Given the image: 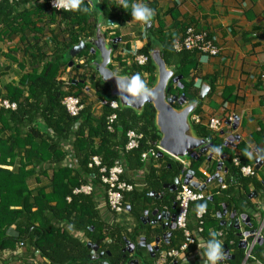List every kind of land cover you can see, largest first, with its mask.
I'll use <instances>...</instances> for the list:
<instances>
[{
    "label": "trees",
    "instance_id": "trees-1",
    "mask_svg": "<svg viewBox=\"0 0 264 264\" xmlns=\"http://www.w3.org/2000/svg\"><path fill=\"white\" fill-rule=\"evenodd\" d=\"M49 1L0 0V58L16 63L19 70L17 81H3L0 87V98L16 105L14 110L0 109V254L6 250L13 251L15 246L20 244L28 249L31 256L37 253L50 264H85L90 252L86 246L87 242L73 236L69 231L71 229L82 233L89 243L96 245L98 253H109V256H104L109 264H119L122 259L120 245L123 241L120 240L118 230H111L102 222L95 207L93 194L72 195L74 188L88 182L102 186L106 195V188L100 182L99 169L88 168L91 158L98 157L101 166L107 170L112 168L116 161L121 160L125 172L145 171L144 188L141 191L124 193L122 196L123 202L131 211L139 203L149 201V194L161 195L164 197L161 204L172 208L176 192H169L166 187L171 186L174 180L184 173L182 166L165 154L160 157L157 153L156 159L141 161V155L150 153L152 149L156 150L160 140L154 124L155 110L152 105H145L140 113L120 106L116 110L102 106L101 116H94L92 105L84 94L86 89L96 91L94 103L116 99L107 97L109 87L100 81L98 74L91 67L95 57L91 54V44L86 43L77 55L71 56L70 52L79 43L94 36L98 13L84 0L80 7L90 8L86 13L78 9L52 10L49 8ZM96 1L105 22L114 21L116 26H120L132 20L131 8L123 9L116 0ZM50 25L61 27L60 32L55 34L49 28L50 40L43 39L44 29ZM111 32L114 31L105 32V37L110 41L119 37L117 31L113 34ZM16 39L18 42L14 49L3 47L13 44ZM158 40L166 67L174 70L173 78L181 77L182 89L170 81L168 94L183 96L186 102H192L196 94L189 73L196 69L197 56L200 55L195 51H175L174 41L171 39L162 40L159 36ZM116 49L113 52H116ZM149 50L150 45L146 44L135 53L136 56L147 57L144 66H138L133 61L127 66L121 63L120 57L115 59L119 66L124 68L120 76L132 77L139 73L143 80L146 75L147 89L153 87L156 74ZM15 52L20 53L22 62L16 61L13 55ZM80 60H83V63L76 67L75 63ZM67 68H70L71 78L68 83H64L59 76ZM110 68L112 70L111 66ZM6 73L8 72L0 70V80ZM69 96L80 98L83 104L82 111L76 117L70 116L62 105L63 99ZM228 97L223 96V100L235 99ZM173 107L180 110L176 104ZM112 114L116 119L111 131H108L106 119ZM194 130L196 131L197 127H194ZM128 131L141 135V139L136 149L126 151ZM201 131L204 133H201L200 137L202 135V138L210 139L205 130ZM64 144H67V148ZM68 152L76 161L74 168L66 165ZM202 160H190L188 167V170L195 172L199 177L201 175L198 173V167ZM233 160L234 157L227 165L231 176L229 181L253 183L254 176L240 175V168L245 167L247 163L238 159L239 166H235ZM45 165L48 166L47 169ZM9 167L12 169L8 170ZM49 170L51 175H47ZM125 172L121 180L129 183ZM37 175L46 178L49 184L30 191L28 181L36 179L39 182ZM202 180L205 181V178L202 177ZM68 197L70 201L66 200ZM212 199V203H215L214 195ZM209 202L208 198L195 202L196 206H206L202 218L204 234L210 227L221 229L216 218L219 209L210 210ZM228 205L226 203L227 207ZM60 224H64V227ZM11 226L17 231L16 237L7 235ZM178 232L175 239L169 242L167 251L178 249L180 241H183L182 233ZM108 240H111V243H108ZM238 243L239 240L232 232L225 233L223 245L227 250L233 248L235 252L233 260L226 262L227 264L243 263L245 253L238 249ZM251 256L254 261L248 259L246 264L255 261L264 264V243L256 245ZM181 262L182 259H179L177 264ZM0 264H6L1 257Z\"/></svg>",
    "mask_w": 264,
    "mask_h": 264
},
{
    "label": "crops",
    "instance_id": "crops-1",
    "mask_svg": "<svg viewBox=\"0 0 264 264\" xmlns=\"http://www.w3.org/2000/svg\"><path fill=\"white\" fill-rule=\"evenodd\" d=\"M116 1L120 3V0ZM132 2H136V0H129V3ZM142 2L155 10V16L151 23L144 25L130 20L120 26L115 24L110 27H101L102 31L105 30L104 33L112 30L117 31L119 38H121V42L117 44L116 52L111 55L109 68L111 66L112 70L111 68L110 70L115 75H120L124 68H121L115 59L120 57L121 63L129 66L136 57V51L146 44H149L150 48L151 45L153 47L158 45L162 48L158 40L159 36L162 40L171 39L175 42L182 38L183 31L187 27H193L197 31H206L214 45L219 49V54L215 57L197 56L196 69L191 70L189 73L196 97L192 102H187L186 105L197 104L195 106L196 110L190 115L194 135L203 139L202 135L200 137V134L204 133V131H201L203 129L210 135V139L212 142L214 141L215 146H222L225 139L218 138V134L208 130V121L212 118L225 119L227 115H233L237 119L236 130H231L230 126L224 125V123L221 127V130L225 131V137L233 135L239 138L237 142H234L235 148H222L221 155L224 159L221 162V171L218 173L216 168L217 164L220 163L219 158L213 156L211 161L207 162V154H205L200 158L203 159V162L198 167V173L201 177L195 174L193 179L199 185H203L207 180H210L202 191L205 198L210 201V210L219 209L217 214L222 213L223 210L227 212L226 216L221 219H218L216 214L218 226L221 229L208 228L206 234L202 233L200 235L197 244L190 248L185 260L181 262V264H205L206 258L203 256V252L205 242L210 238V233L215 232L217 238L222 242L225 233L230 232L238 239L236 237L237 231L234 229L227 230L221 226V222L228 221L230 215L234 213L237 217L247 216L251 229L259 230L260 235H264V0H142ZM49 28L55 34H58L61 29V27L50 25L44 29L43 39L50 40ZM114 32H111V34ZM106 41L109 43L110 39L106 38ZM17 42L18 39L13 44L3 47L9 50L14 49ZM13 55L16 61H23L20 53L15 52ZM2 60L4 59H0L1 62H3ZM82 63L83 60H80L75 63V66L78 67V64L81 65ZM0 70L10 72L14 76L10 79L18 80L19 70L16 63L5 60L4 63L0 64ZM67 75L68 73L64 72L59 76V79ZM143 78L146 79L147 77L144 76ZM3 80L0 81V87ZM144 83L146 84L147 80ZM203 89L207 92H205L203 99L198 101V96ZM95 95L96 91L94 90H89L85 94L88 103L92 105L94 116L99 118L102 107L99 102L94 103L96 100ZM229 95L230 97H228ZM223 96L228 97V99H235L234 101H224ZM195 116L198 123L192 120V117ZM194 127H197L196 131ZM64 145L67 148V144ZM232 157L241 160V162L244 161L245 164L247 163V167L254 168L256 167V161L260 160L261 165L258 170L255 169L256 174L253 177V183H239L237 181L231 183L229 181L231 176L228 173L227 165ZM68 160L69 158L67 162ZM187 161L189 162V159ZM75 165L76 162L74 161L73 168ZM45 166V169H47L48 166ZM7 169L11 170L12 168ZM203 172L206 173L205 181L202 180ZM125 174L127 180L130 181L129 184L137 187L136 191H141L144 188V170L137 172H127L126 170ZM215 174L221 180L220 183L216 179L211 180ZM47 175H51L50 170ZM38 178L39 182L36 179L28 181L30 191L38 187L48 186L49 183L46 178L42 176ZM88 183L93 187L92 194L95 207L102 222L109 229L118 230L120 240L123 241L120 245L121 253L122 249L125 248L124 240L136 246L139 245L142 239H145L147 245L154 247L155 237L164 235V233H171V237L173 235L167 243L160 240L158 244L159 252L155 259H151L147 250L141 248L140 255H142L145 264H154L160 254L167 251L166 248L171 239H175L179 233L177 230H162L159 225L152 227L141 222V218L145 217L144 212H148V219L152 221L155 219L152 213L159 205L157 200L161 199L162 196L149 194V197H151L149 201L139 203L132 211L129 209L127 213L118 215L108 208L104 188L100 185H94L92 182ZM222 185L227 188L222 189ZM213 195L216 198L215 203H212ZM226 203L229 204L228 207ZM196 212V203H193L187 219V230L192 233H195L197 229ZM60 226L64 227V224H60ZM69 231L81 241L88 242L82 233H76L71 229ZM152 231H154V236L151 235ZM247 231L250 230L242 224L240 232ZM7 235L16 237L17 231L14 226L9 228ZM108 243H111V240H108ZM179 244H182V240ZM228 252L229 256H235L233 248L228 249ZM0 257L6 264H50L37 253H33L31 256L28 249L20 244H17L13 251L6 250L2 252ZM218 264L222 263L218 262ZM251 264L259 263L254 262Z\"/></svg>",
    "mask_w": 264,
    "mask_h": 264
},
{
    "label": "water",
    "instance_id": "water-1",
    "mask_svg": "<svg viewBox=\"0 0 264 264\" xmlns=\"http://www.w3.org/2000/svg\"><path fill=\"white\" fill-rule=\"evenodd\" d=\"M88 4L90 8L98 13L95 25L94 36L87 40L79 43L76 47H74L70 55H77L79 52L84 49L86 43H90L91 54L95 55L98 51L100 53V58L98 61H93L91 63V67L98 74L100 81L109 87L107 92V97L109 99L115 98L118 105L123 108H130L134 110L136 113H140L145 105H152L155 110V127L160 136V140L158 142V148L160 150L159 156L162 157L163 154L168 155L169 157L179 160L186 161L195 160L197 161L202 156L207 154V162L211 161L213 156H217L219 158L220 163L217 164V172L219 173L222 169V161L224 159L223 155H221V150L223 147H231L235 148L234 142H237L239 138L237 136L229 135L225 137V131L220 130L218 134V138L225 139L222 143V146H215V143L211 141L209 138H197L194 135V131L192 125L190 123V115L194 113L196 110L195 106L197 104L186 105V99L183 96L177 95H169L168 92V84L170 81L174 85H177L181 90L182 86H180L181 77L174 76V70L168 69L163 61L161 55V48L157 45L149 50V56L156 68L155 74V83L149 91L144 94H136L133 95L129 92L124 91V86L128 84L131 76H120L115 75L109 68L111 62V55L113 51L116 49L117 44L121 42V38H115L109 43L106 41L105 33L101 30V27L106 26L110 27L115 25L114 21H104L100 10L97 8V1L89 0ZM69 66H72V63H69ZM82 83V82H80ZM75 84V83H74ZM207 92L204 89L200 92L198 96V101L203 99V96ZM176 104L180 107V110H176L173 105ZM224 125L230 126L231 130L237 129V119L235 118L234 122L230 124L229 122H224ZM259 156H261L259 154ZM257 167L256 170L259 169L261 165L260 160L256 161ZM195 172L189 170L184 176L183 184L187 185L189 181L193 180ZM216 179L220 183L219 177L215 174L211 180ZM210 180H207L203 185H199L198 183L192 182L190 185L199 191H203L205 189L206 184ZM179 184V179L176 178L171 186H167L172 191H175L177 185ZM175 207V205H174ZM129 209V208H128ZM157 211L152 213L153 217H156ZM227 212L225 210L222 213L217 214V218L221 219L226 216ZM144 216L148 219V212H144ZM162 221L169 222L166 224H162ZM152 227H159L162 230L174 231L176 230V225L174 222V217L169 219L166 217L157 216L153 223H149ZM246 225L250 231L240 232V226ZM221 226L225 227L227 230L234 229L238 233L236 237L238 239H242L238 243V249L245 250L247 240L255 237L259 230H252L251 224H249V219L247 216H239L236 214L230 215L228 221H222ZM151 232V235L155 234ZM171 237V233L167 235H161L155 237L154 242L155 246L150 247L145 243V239H142L141 244L134 246L128 241L124 240L125 248L122 249V259L119 264H145L142 255H140L141 248L147 250V253L151 259H155L157 253L159 252L158 244L160 240L166 238V243L169 241ZM244 238V239H243ZM247 239V240H245ZM264 243V236L260 237L257 245H262ZM87 248L89 249V255L87 257L88 261L85 264H109L104 256H109V253H98V247L92 243L87 242ZM226 258L225 261L232 260L233 257L229 256V252L226 246H223ZM223 261V260H222ZM246 261V257L242 264ZM221 262V261H219ZM173 264H177L175 261Z\"/></svg>",
    "mask_w": 264,
    "mask_h": 264
},
{
    "label": "built area",
    "instance_id": "built-area-1",
    "mask_svg": "<svg viewBox=\"0 0 264 264\" xmlns=\"http://www.w3.org/2000/svg\"><path fill=\"white\" fill-rule=\"evenodd\" d=\"M12 1H20V0H9ZM87 4L89 0H84ZM65 0H50L49 1V8L56 11H69V8H66L64 6ZM173 49L175 51H195L199 55H204L207 57H215L219 54V49L214 45L212 40L209 37V34L206 31H197L193 27H187L182 38L178 41L174 42ZM134 63H136L138 66H144L147 63V57L143 55L136 56L133 60ZM67 76H63L61 80L64 83H68L70 80V68H67L65 70ZM145 77H147L145 75ZM86 92H89L88 89L84 91V94ZM62 105L66 109L67 113L72 116L76 117L79 115V113L83 109V104L80 101V98L69 96L63 99ZM99 105L102 106H108L109 108L116 110L119 108V105L117 101L115 100H102L100 101ZM10 109L14 110L16 108L15 103H10L9 101L5 99L0 98V109ZM236 117L233 115H227L225 119H218V118H212L207 123V128L210 132L217 134L223 125L224 122H229L232 124L234 122ZM116 119V116L114 114L110 115L106 119V126L108 131H111L112 124L114 123ZM192 120L196 123H198L197 117H192ZM127 142L125 145V150L129 151L132 149H136L139 146V141L141 139V135L136 134L134 131H128L126 133ZM158 151V152H157ZM159 148L158 145L156 146V150L152 149L150 153H143L141 155V161H147L149 158L156 159L157 153L159 155ZM68 162L66 160V165L68 167L73 168V162L75 161L71 155L70 152H68ZM67 158V159H68ZM173 159V158H172ZM175 160V159H173ZM182 166V173H184L183 176L179 177V184L178 188L176 190V196L175 201L177 205V212H176V219H175V225L176 229L182 233L183 241L182 244L178 247V249H172L169 251H166L156 259L154 264H173L175 261H178L179 259H182V261L185 260L183 258L185 252H187L191 247L195 246L197 244V239H199L200 235L203 233V216L205 215L202 213L201 215H197V212L195 214L196 220H197V229L195 233H192L187 230V219L188 214L190 211L191 204L195 202H199L201 200L205 199V196L203 195L202 191H199L198 189L192 187L190 184L192 182L196 183L194 180H191L188 182L187 185L183 184L184 176L189 171V162L186 161H179L175 160ZM76 162V161H75ZM233 164L235 166H239L238 159L233 160ZM257 167V163L255 164ZM98 168L100 173V182L101 184L106 188V203L108 208L115 214H125L129 210L128 207L123 202V194L129 193L134 191L137 187L135 185L129 184L127 182H124L121 180V176L125 172V167L122 164V161H116L112 168L107 170L106 168L101 166V160L98 157H92L91 161L88 165V168ZM256 167H250L245 166L240 168V175L243 177H253L255 176ZM203 178H206V173H202ZM194 179V178H193ZM222 189H226V186L222 185ZM93 193V187L91 184H82L79 187H76L72 190V195H91ZM67 201H70V197L66 198ZM261 232L257 233L255 237H253L250 240H247L246 248L244 250L246 261L248 259H251L254 261V258L251 256L252 249L257 245V242L260 237ZM221 236V234H219ZM244 239V238H243ZM224 246V245H223ZM245 261V262H246ZM227 261L223 259L221 261L222 264H227ZM255 263H258L255 261Z\"/></svg>",
    "mask_w": 264,
    "mask_h": 264
},
{
    "label": "clouds",
    "instance_id": "clouds-1",
    "mask_svg": "<svg viewBox=\"0 0 264 264\" xmlns=\"http://www.w3.org/2000/svg\"><path fill=\"white\" fill-rule=\"evenodd\" d=\"M81 3L82 0H65L64 6L69 9H78L82 13L90 11L88 7H80ZM120 5L123 9L131 8L132 21H137L144 25L151 23L155 16V10L143 3L142 0H136V2L132 3H129V0H120ZM123 90L133 95L144 94L149 91L139 73L129 79ZM205 208L204 204H198L196 206L197 215L204 213ZM203 256L206 258L205 264H218L219 261L226 258L223 242L217 238L215 232L210 233V238L205 242Z\"/></svg>",
    "mask_w": 264,
    "mask_h": 264
},
{
    "label": "flooded vegetation",
    "instance_id": "flooded-vegetation-1",
    "mask_svg": "<svg viewBox=\"0 0 264 264\" xmlns=\"http://www.w3.org/2000/svg\"><path fill=\"white\" fill-rule=\"evenodd\" d=\"M169 187V186H168ZM177 188H178V185H177V187H176V189H175V191H172L170 188H167L166 187V189L167 190H169V192H176V190H177ZM152 196H155V195H152ZM158 196V195H157ZM160 199V198H159ZM157 200V201H159V205H157V208H156V210L155 211H157V214H156V217L157 216H162V217H166V215L169 217V219H171L172 217H174V222H175V219H176V212H177V205H176V201L173 203V206H172V208H168L166 205H163V204H161V203H163V201H164V197H162L160 200ZM174 205H175V207H174ZM154 211V212H155ZM156 217H154L155 219H156ZM146 217H143V218H141V222H142V224H144V225H147L148 224V221H149V223H153L154 221H155V219L152 221V220H150V219H146ZM168 223V225H170L169 224V222H166V221H162V223ZM177 230V229H176ZM178 231V230H177ZM167 234H169V233H164V235H167ZM162 241V240H161ZM163 241L166 243V238L165 239H163ZM139 244H141V242L139 243ZM157 256V255H156Z\"/></svg>",
    "mask_w": 264,
    "mask_h": 264
},
{
    "label": "rangeland",
    "instance_id": "rangeland-1",
    "mask_svg": "<svg viewBox=\"0 0 264 264\" xmlns=\"http://www.w3.org/2000/svg\"><path fill=\"white\" fill-rule=\"evenodd\" d=\"M104 31H105V30H104ZM99 58H100V53L97 51L96 54H95L94 60H95V61H98ZM0 59H4V58H0ZM2 61H3V62L0 61V64H1V63H4V62H5V59L2 60ZM6 61H7V60H6ZM6 77H7V78H6ZM10 77L13 78L14 76H12V74L8 72V73H6V74L2 77L3 79H4V78H5V79H4V80L1 79L0 81H2V80H3L4 82H5V81H8V80L10 79ZM98 77H99V76H98ZM143 81H146V79H143ZM145 85H146V84H145ZM37 177H39V175H37Z\"/></svg>",
    "mask_w": 264,
    "mask_h": 264
}]
</instances>
